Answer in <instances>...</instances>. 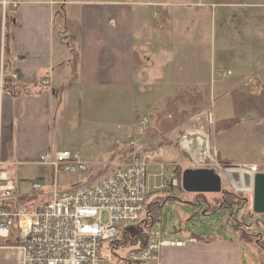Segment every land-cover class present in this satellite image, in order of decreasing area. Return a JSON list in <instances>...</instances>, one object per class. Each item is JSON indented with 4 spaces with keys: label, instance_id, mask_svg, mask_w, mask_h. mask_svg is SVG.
Wrapping results in <instances>:
<instances>
[{
    "label": "crops",
    "instance_id": "1",
    "mask_svg": "<svg viewBox=\"0 0 264 264\" xmlns=\"http://www.w3.org/2000/svg\"><path fill=\"white\" fill-rule=\"evenodd\" d=\"M220 1L223 0H184L179 3L171 0H0V56L4 44L6 71L16 70L20 74L15 94L5 93L0 97L1 153L10 178L16 181L20 177L16 165L43 166L37 163L42 152L59 151L54 137L56 120L58 118L59 128L64 125L71 117L70 112L87 93L92 101H96L104 93L121 96L137 86L145 88L148 85L151 91L145 88L142 94L148 97L149 112H154L155 109L163 110L168 98L180 89L209 88L215 81L216 69L211 71L208 62L201 60L200 43L191 38L185 43V40L173 43V31L176 33L177 26L174 18L181 14L176 7L191 8L196 14L203 15L206 8L222 5ZM14 3H17L16 7ZM223 4L227 5V2ZM235 5L238 3L229 6ZM164 12L167 23L158 25ZM75 25L78 33L73 40L71 29ZM67 39L72 43L71 71L69 76L58 78ZM74 51L78 53L75 70ZM250 52L248 70L254 74L253 70L257 68V73L264 78V50L254 47ZM236 60L238 65L244 63ZM48 77L52 79L51 88L41 83ZM202 79L206 80L203 82ZM151 106L155 107L151 109ZM216 148L222 161H232L223 136H218ZM167 152L165 148L164 153ZM151 165L165 167L160 161ZM39 170L42 172L43 168ZM41 172V177L30 179L27 193L33 180L39 179L45 185L52 182V174L51 180H47ZM260 172H264L261 166ZM16 182L18 192L23 195L19 181ZM154 184L150 183L152 187ZM164 185L162 190L152 189L155 192L152 199H169L172 194L179 196L178 186ZM226 187L223 181L225 190ZM225 190L220 196H224ZM230 190L235 191L234 188ZM48 193L49 187H46L35 197L26 198L25 203L33 209L48 200ZM215 200L219 203L221 197ZM244 219L243 216L237 226H231L227 236L214 234L206 239L191 235L186 231V225H181L185 230L178 234L179 238L191 235L198 241L180 247H163L161 264H264L262 236L252 232ZM244 232L258 238L247 241L241 236Z\"/></svg>",
    "mask_w": 264,
    "mask_h": 264
},
{
    "label": "rangeland",
    "instance_id": "2",
    "mask_svg": "<svg viewBox=\"0 0 264 264\" xmlns=\"http://www.w3.org/2000/svg\"><path fill=\"white\" fill-rule=\"evenodd\" d=\"M171 1L179 3L184 0ZM224 1L227 5L223 4ZM220 2L222 4L220 6L203 10L205 12L203 15L196 14L191 8L182 10L176 7L181 14L175 15L174 18L177 26L174 29L176 33L173 31L175 38L173 43H179L181 40L182 42L185 40V43L190 38L200 43L201 60L208 62L211 71L216 69L214 71L215 81L211 85L208 83V94L197 102V108L180 104L179 110L185 109L189 111V114L179 119L169 130L154 132L151 127L156 121V118H152L155 111L149 112V107L146 105L148 97L142 94L145 88L150 92V86L146 85L145 88L142 87L143 89L137 86L121 96L104 93L103 97L100 99L97 97L96 101H92L87 93L73 112H70L69 120L65 121L64 125L61 124L60 128L57 118L54 137L59 150L65 149L78 153L88 164L89 171L87 173L60 172L57 182L61 187H70L106 173L111 163L117 161L119 154L127 150L131 140L136 141L139 147L152 146L161 135L174 129H177L176 133L167 134L163 138L167 143L162 147L168 152L164 153L163 157L155 158V161L162 162L165 167L160 165L148 167V181L155 183L156 186L171 183L172 174L178 182L176 173L187 168H194L192 159H197L200 153L204 156V152L207 151L206 155L211 157L217 154L218 159L221 160L216 151L218 136H223L227 152L232 156V161L224 160L225 163L255 162L264 168V118L260 113L249 110L241 116L242 121L231 130L216 129L218 119L234 116V104L229 94L230 90L245 88L250 92H255L264 85L263 75L257 73V68L253 70L254 74L248 70L250 50L254 47L264 50V0H223ZM236 3L238 5L235 7L229 6ZM65 41L66 54L59 70L60 74H57L58 78L61 75L69 76L71 71L72 43L68 39ZM237 58L243 60L244 63L238 65ZM219 71L224 72L227 77L222 76ZM248 76L254 78L255 82L247 79ZM64 79H66L65 76ZM205 80L202 79L203 82ZM208 82H210L209 75ZM154 107L151 106V109ZM143 114L149 118L145 126L140 124V117ZM199 128L204 132H202L203 138L196 134ZM177 134L183 135L181 144L186 149L180 145ZM117 151L118 154L115 153ZM178 154H181L179 160ZM15 168L20 174L16 181H19L21 185L22 194L27 193L30 179L41 177L40 168H43L41 173H44L45 179L51 180V174L54 179V170L50 165L30 167L20 164ZM160 173L161 175H158ZM227 178L223 177L224 184L228 187H226L227 190L234 188V192L242 194L241 203L247 199L248 202L243 205L240 201L233 203V208L230 209L229 205L225 204L224 196H220L219 192L201 193L196 198L197 193L187 192L178 187L179 196L175 197L172 194L169 199L164 198L161 206L153 204L154 207L158 206L157 209H153V215L162 223L163 235L175 238V228L179 229L185 224L186 231L197 237L206 239L214 234L227 236V230L231 226H237V221L244 216V220L251 225V231L260 233L264 241V213H255L251 208L252 193L237 190ZM216 197H221L219 203L214 201ZM126 252L127 250L122 247L115 250L116 255L111 251L103 250V256L107 262L101 264H116L117 257ZM1 264L7 263L1 261Z\"/></svg>",
    "mask_w": 264,
    "mask_h": 264
},
{
    "label": "built area",
    "instance_id": "3",
    "mask_svg": "<svg viewBox=\"0 0 264 264\" xmlns=\"http://www.w3.org/2000/svg\"><path fill=\"white\" fill-rule=\"evenodd\" d=\"M4 52L3 44L0 97L5 93L14 95L20 80L18 71H6ZM221 75L227 77L224 72ZM41 83L51 88L52 79H42ZM148 122V116L144 115L140 124L145 126ZM176 132L177 129L170 130L159 140ZM202 132L199 128L196 134L203 138ZM182 136L177 134L181 146ZM128 146L106 173L69 188L59 185L58 174L87 173L88 164L78 153L69 150L44 151L38 156L37 163L52 166L54 179L48 185L39 179L33 180L31 190L21 195L17 182L4 168L0 143V264L1 261L7 264H101L107 262L103 250L115 254L119 247L127 252L117 257L116 264H161L163 247H180L198 241L191 235L179 238L178 234L185 230L183 227L175 228V238L163 235L162 223L152 215L150 206H161L164 200V197L152 199L155 193L152 189L161 190L165 185H150L148 167L155 158L163 157L165 149L160 147L151 151V145L139 147L134 140ZM205 152L204 156L200 153V158L192 159L194 168L213 169L222 180L228 177L237 190L253 193L252 184L245 186L244 175H249L252 182L260 172L259 164L225 163L217 154L211 157ZM224 169L238 171L232 178ZM172 176L170 184L177 187L176 177ZM46 187H49L48 200L43 204L30 209L21 200L35 197ZM228 208H233V204Z\"/></svg>",
    "mask_w": 264,
    "mask_h": 264
},
{
    "label": "trees",
    "instance_id": "4",
    "mask_svg": "<svg viewBox=\"0 0 264 264\" xmlns=\"http://www.w3.org/2000/svg\"><path fill=\"white\" fill-rule=\"evenodd\" d=\"M166 17L167 15L164 12L160 18V21L157 24H166ZM77 28L78 27H76L75 25L71 29V38L73 40L77 36ZM74 54L75 56L73 61V68L75 70L78 58L77 51H74ZM208 91L209 90L206 87L203 89L198 87H191L178 90L177 95L175 97L168 98L165 109L154 110L155 115H153L152 118H156V121L154 122L153 127H151V130L154 132H163L169 130L174 123H176L179 119H183L186 115L189 114V111L185 109L179 110L181 106L180 104L192 105L194 108H197V102L201 100L205 94H208ZM230 96L234 104V116L217 120L216 129L230 130L234 128L242 121L241 116L249 110L257 111L264 118V85L261 86L258 92H250L245 88L234 89L230 92ZM143 116L140 117V120L143 118ZM165 143H167V141L165 142V139L158 140L156 143L153 144L154 146L152 145L153 147L150 146V150L154 151L162 147ZM183 171L184 170L178 173L175 172L179 182L178 187L182 190H184L182 186ZM241 197L242 194H239L238 192L225 190L224 199L226 205H231L233 203L239 202ZM21 200L25 202L26 198H22ZM150 208L153 215V209H157L158 206L154 207V205L152 204ZM241 236L247 241H254L258 238V236H256L255 234H249L246 232L242 233Z\"/></svg>",
    "mask_w": 264,
    "mask_h": 264
},
{
    "label": "water",
    "instance_id": "5",
    "mask_svg": "<svg viewBox=\"0 0 264 264\" xmlns=\"http://www.w3.org/2000/svg\"><path fill=\"white\" fill-rule=\"evenodd\" d=\"M246 187L253 186L252 209L255 213H264V172L257 173L250 182V176L244 175ZM182 186L187 192L197 194L206 192H222L223 180L213 169L187 168L183 171Z\"/></svg>",
    "mask_w": 264,
    "mask_h": 264
},
{
    "label": "bare ground",
    "instance_id": "6",
    "mask_svg": "<svg viewBox=\"0 0 264 264\" xmlns=\"http://www.w3.org/2000/svg\"><path fill=\"white\" fill-rule=\"evenodd\" d=\"M205 153H206V152H205ZM199 158H200V156H199ZM224 171H225V173H228L230 176H232V178H234V175L237 174V171H238V170H236V169H235V170H233V169H232V170L224 169ZM244 192H245V191H244ZM246 192H247V191H246Z\"/></svg>",
    "mask_w": 264,
    "mask_h": 264
}]
</instances>
